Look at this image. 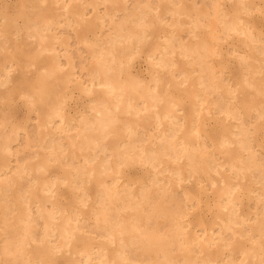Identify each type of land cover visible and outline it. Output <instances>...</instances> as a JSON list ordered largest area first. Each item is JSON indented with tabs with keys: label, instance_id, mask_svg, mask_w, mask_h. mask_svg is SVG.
Segmentation results:
<instances>
[{
	"label": "bare ground",
	"instance_id": "1",
	"mask_svg": "<svg viewBox=\"0 0 264 264\" xmlns=\"http://www.w3.org/2000/svg\"><path fill=\"white\" fill-rule=\"evenodd\" d=\"M256 12L264 0L0 8V264H264Z\"/></svg>",
	"mask_w": 264,
	"mask_h": 264
},
{
	"label": "rangeland",
	"instance_id": "2",
	"mask_svg": "<svg viewBox=\"0 0 264 264\" xmlns=\"http://www.w3.org/2000/svg\"><path fill=\"white\" fill-rule=\"evenodd\" d=\"M18 7H19V0H0V8H6L7 10H8V12L9 13H14L17 9H18ZM261 14V15H260ZM256 18H257V21L259 22V24H260V26H262L263 28H264V23H261V22H263L264 21V14L262 13V12H260V13H257L256 12ZM262 16V17H261ZM261 21V22H260ZM262 24V25H261ZM61 29V31H62V33H63V37H67L68 36V40H69V43H70V45H72V43H73V47L71 46L70 47V51H71V53L75 56V59H77L76 61L80 64L81 63V61L83 60V59H81V58H83L84 56H86V51H84V50H81V48L79 47V45L78 46H76V39H75V37L74 36H72V32H71V30L70 29H67V28H60ZM58 31L59 32H61L59 29H58ZM68 32V33H67ZM66 33H67V35H66ZM69 34V35H68ZM70 35H71V37H70ZM74 38V39H73ZM71 39L73 40L72 42H71ZM75 44V45H74ZM227 45H228V43H226L225 44V46H226V48H227ZM76 48H75V47ZM72 48V49H71ZM78 48H79V50H78ZM75 49V50H74ZM79 51H77V50ZM74 50V51H73ZM75 51H77L75 54L73 53V52H75ZM82 51H83V53H82ZM79 54H81V55H79ZM85 54V55H84ZM83 55V56H82ZM77 56V57H76ZM82 56V57H81ZM144 56V57H143ZM81 57V58H80ZM79 59V60H78ZM146 59H145V55L144 54H142L141 55V57H139L137 60H136V63H135V65H136V70H138L139 72H142V74H144V75H147L148 76V74H149V72H148V69H147V62L145 61ZM1 61V60H0ZM143 63V64H142ZM78 64V65H79ZM68 70V69H67ZM79 74V73H78ZM72 96H73V98L71 99V101H69V103H68V109L69 110H71L70 112H71V114H76L78 111H81V110H83V109H85V106H86V104H87V99L83 96V95H81L80 93H79V90H75V89H72ZM78 93V94H77ZM76 94V95H75ZM77 96V97H76ZM80 97V99H78ZM19 99V100H18ZM75 99V100H74ZM83 99V100H82ZM17 100V101H16ZM16 100L14 101L15 102V104H17V106H18V112H17V118H16V120L15 121H17V120H20V118L24 115V113H25V110H26V107H25V104L23 103V100H22V98H16ZM77 102V103H76ZM75 105H74V104ZM82 104V105H81ZM78 105H79V107H78ZM24 108V109H23ZM80 109V110H79ZM23 114V115H22ZM29 127L31 128V133L33 132V129L35 130V123H34V121H33V125H32V123H30L29 124ZM33 128V129H32ZM21 140H22V137H21ZM29 153H28V152ZM24 153H28V154H24ZM27 155H30V150H28V149H26L25 150V152H22V155L20 156V157H25V156H27ZM22 157V158H23ZM132 171H140V168H135V169H132ZM212 194V192H210V195ZM212 195L211 196H209V200H210V202L212 203L213 202V200H212ZM60 199L65 203V204H68L69 203V199L66 197V196H64V195H61V197H60ZM213 211H210V213H209V210L207 211V214H206V219L210 222L211 220H212V216H213V213H212ZM209 216H211V217H209Z\"/></svg>",
	"mask_w": 264,
	"mask_h": 264
}]
</instances>
